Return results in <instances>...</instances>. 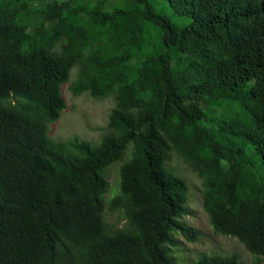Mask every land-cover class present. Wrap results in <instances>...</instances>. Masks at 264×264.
<instances>
[{
	"label": "trees",
	"instance_id": "trees-1",
	"mask_svg": "<svg viewBox=\"0 0 264 264\" xmlns=\"http://www.w3.org/2000/svg\"><path fill=\"white\" fill-rule=\"evenodd\" d=\"M73 68V93L114 102L98 144L47 137ZM128 146L115 228L105 172ZM173 155L262 264L264 0H0V264H174L173 234L192 236Z\"/></svg>",
	"mask_w": 264,
	"mask_h": 264
},
{
	"label": "rangeland",
	"instance_id": "rangeland-1",
	"mask_svg": "<svg viewBox=\"0 0 264 264\" xmlns=\"http://www.w3.org/2000/svg\"><path fill=\"white\" fill-rule=\"evenodd\" d=\"M76 79L77 68H73L69 82L62 87L66 108L56 122L48 125L47 137L53 142L77 137L93 145L98 144L106 133L109 113L114 107V102L110 96L94 98L89 92L73 93L70 86ZM130 150L131 146H128L123 159L110 166L105 172L108 187L103 197L104 216L105 220L115 228L124 227L125 218L120 210H111L110 204L111 200L120 193V169L124 161L129 158ZM170 165L189 185L187 208L190 214L183 216L181 220L192 236L188 239L183 232L173 234L176 244L170 245L168 252L173 263L194 264L203 255H235L240 262L252 264L255 257L238 240L214 232L209 217L203 209L202 179L178 155H173Z\"/></svg>",
	"mask_w": 264,
	"mask_h": 264
}]
</instances>
